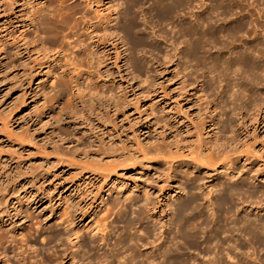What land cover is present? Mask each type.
I'll return each mask as SVG.
<instances>
[{
	"label": "rangeland",
	"instance_id": "obj_1",
	"mask_svg": "<svg viewBox=\"0 0 264 264\" xmlns=\"http://www.w3.org/2000/svg\"><path fill=\"white\" fill-rule=\"evenodd\" d=\"M84 1L0 0V264H127L136 247L143 264H264V226L241 224L264 221V82L204 59L264 42V0L143 3L128 37L125 0ZM102 16L116 51L87 38ZM200 17L258 31L195 52L179 27Z\"/></svg>",
	"mask_w": 264,
	"mask_h": 264
},
{
	"label": "bare ground",
	"instance_id": "obj_2",
	"mask_svg": "<svg viewBox=\"0 0 264 264\" xmlns=\"http://www.w3.org/2000/svg\"><path fill=\"white\" fill-rule=\"evenodd\" d=\"M126 2H125V4H126V10H127V14L123 17V22H122V24H121V32H123V33H125V35L127 36V35H129V34H131V31H132V26H133V23H132V16H130L129 15V13H128V11H130V9L132 10V8H135V7H137V6H139V5H142L143 3H151V7H155V8H158V9H160V8H162V0H125ZM166 1H168L169 2V5H167L166 7H165V11L166 12H171V11H176L177 9L179 10V8L180 9H185V8H187V6H186V4L182 1V0H166ZM242 1V0H241ZM252 1H254V0H252ZM257 1H259V0H257ZM260 1H262V0H260ZM85 2V1H84ZM215 5L213 6V8H212V10H213V12H211V13H214L215 11H217V10H219V9H223L222 10V13L221 14H224V13H226L227 14V11H226V9H227V7L228 6H223L222 5V3H223V0H215ZM252 3V2H251ZM259 3V2H258ZM85 4H86V8H88L90 11H93L92 9V4H93V6H94V4L97 6V7H100V6H103V2L101 1V0H86V2H85ZM189 4V3H188ZM259 4H263V3H259ZM257 5V4H256ZM120 6V5H119ZM118 6V7H119ZM259 6V5H258ZM72 7V6H71ZM74 7H75V5H74ZM256 7V6H255ZM261 7H263V6H261ZM70 8V7H69ZM94 8H95V6H94ZM264 8V7H263ZM74 9V8H73ZM88 9H86V10H88ZM115 9V8H114ZM113 9V10H114ZM258 9H261L260 7H258ZM257 9V10H258ZM70 10H72V9H70ZM96 10V9H95ZM98 10V9H97ZM162 10V9H161ZM229 10H231L232 11V9H229ZM255 10V9H254ZM263 10V9H262ZM73 11V10H72ZM163 11V10H162ZM261 11V10H260ZM259 11V12H260ZM96 12V11H95ZM116 12V11H115ZM229 12V11H228ZM97 13H100V11L98 10L97 11ZM114 13V12H113ZM172 13V12H171ZM218 13V12H217ZM216 13V14H217ZM257 14H258V12H256ZM101 14V13H100ZM207 14H210V12H208ZM215 14V13H214ZM213 14V15H214ZM230 14V13H229ZM260 14V13H259ZM259 16V15H258ZM199 19H201V21L203 22L204 20L203 19H205V17H200ZM208 19V18H207ZM206 20V19H205ZM111 19H109V20H106V18L105 17H100L97 21H96V23H92V21L91 20H86L85 21V25L87 26V28H86V31H89V34H87V38L89 39V40H94L93 41V43L95 44V46L94 47H96V49H98V48H100V47H102L103 48V51L105 50V48L107 49V46H111V47H113L114 48V50L116 51L117 50V45H116V43H115V39L114 38H116L117 36H116V34L115 33H112V32H109V34L108 33H106L107 31H108V29H109V27H110V29H112L111 28V26H110V23H111ZM207 21V20H206ZM205 21V23L204 24H202L201 23V25H199V26H191V28H189V29H185V27L183 28V29H181L180 30V28H181V26L179 27V31H180V34H181V36L183 37V39H186V37L187 38H189V39H186V40H189V41H194L195 42V44H192V48H193V50L194 49H196V48H198V49H203V51H205L204 49H205V47L206 46H208L209 44H212V47L213 46H215L216 45V43H217V38L219 37V36H222V38H226V40L225 41H222V43L224 42V44H222L221 42H220V44H222L221 45V47H222V49H223V47H227V46H224V45H227L228 44V42L231 44V43H233V41H235L234 39L237 37V36H250V34H254L253 36H255V32H257L258 31V28H256V26L254 27V25H253V27L255 28H253V31H251V33H249V32H247V31H245L244 29L245 28H243V27H240V26H238V27H235V28H233V29H230L229 27H227V26H220L219 28H215L212 24H211V20H210V18L208 19V21L206 22ZM250 24V23H249ZM248 24V25H249ZM246 30H248V29H246ZM250 30V29H249ZM252 30V29H251ZM101 32H102V34H101ZM178 33V32H177ZM115 34V35H114ZM179 34V33H178ZM91 35H93L92 37H91ZM114 35V36H113ZM118 35V34H117ZM132 35V34H131ZM77 37H80L79 35L77 36ZM128 37V36H127ZM181 37V38H182ZM80 38H78V40H79ZM129 39V38H128ZM252 39H255V38H252ZM76 41V42H74L75 44H74V46L72 47V48H78V50L76 51V52H72V54H74V53H76V55L75 56H77V54L78 53H80L84 48H81V43L79 42V41ZM255 40H257V39H255ZM188 41V42H189ZM227 41V42H226ZM225 42H226V44H225ZM128 43V42H127ZM246 45V44H245ZM244 45V46H245ZM217 46V45H216ZM83 47V46H82ZM110 50V49H109ZM84 51V50H83ZM82 51V52H83ZM108 51V50H107ZM195 51V50H194ZM196 52V51H195ZM205 52H207V51H205ZM189 53V52H188ZM190 54V53H189ZM116 55H117V53H116ZM192 56H193V54H191ZM120 56V55H119ZM195 56V55H194ZM80 57V56H79ZM74 59V58H73ZM204 59H205V61L206 60H208L209 62H210V65L212 64V67L213 66H220V67H222L223 68V70H224V74L225 75H229V74H233L235 77L236 76H239V79H245L244 80V84H245V82L249 85V86H251L252 85V83H253V80H255V82L253 83V84H257V81L258 82H264V66L263 67H261V64L263 63L264 64V42H261V41H254V42H251V44H249V45H247V47H244V49H242V50H240V51H238L236 54H235V56L234 57H229V58H227V59H225V58H223V57H219V56H217V57H210V56H208V57H204ZM75 63V62H74ZM212 69H210V71H211ZM209 74H210V72H208ZM242 76H244V77H242ZM251 77L252 79H248V77ZM261 83H259V84H261ZM242 86H243V83H242ZM242 86H241V88H242ZM73 88H77V84H74V86H73ZM240 88V89H241ZM156 151V150H155ZM193 153V152H192ZM201 153V152H200ZM199 152H197V157H200V155L202 154H200ZM195 154V153H194ZM204 154V153H203ZM203 157H204V155H203ZM180 167V166H179ZM227 171H229V170H227ZM226 175H229V174H227V172L225 173ZM228 177H230V176H228ZM238 179H241V177L240 178H238ZM232 191H235V190H232ZM246 192V191H245ZM232 193V192H231ZM234 197V196H233ZM224 199V198H223ZM239 203H241V202H239ZM187 204V203H186ZM189 204V203H188ZM243 204V203H242ZM190 205V204H189ZM224 205H225V203H224ZM241 205V204H240ZM181 209H182V211H184V210H186V209H188L189 207L187 206V205H183L182 207H180ZM180 208H179V210H178V212L177 213H179V215H180V212H181V214L183 213L182 211H180ZM176 210V209H175ZM174 210V211H175ZM187 211V210H186ZM242 223L241 224H247V225H250V226H255L256 227V229L259 227H261L262 229H263V227L262 226H264V221L261 219H259V220H257V219H254V220H250L248 217H246V216H244V218L242 219ZM190 225H192L191 224V222L189 223ZM240 224V223H239ZM240 224V225H241ZM187 225V224H186ZM195 225V224H194ZM236 225V224H235ZM191 227V226H190ZM196 227V226H195ZM179 228H181V227H179ZM197 228V227H196ZM233 228H234V226H233ZM243 228H244V226H243ZM245 228H246V226H245ZM260 228V229H261ZM242 229V228H241ZM240 229V230H241ZM192 230V229H191ZM215 230V229H214ZM222 230H223V228H222ZM221 230V231H222ZM225 230V229H224ZM246 230V229H245ZM254 230V229H253ZM257 230H259V229H257ZM102 231V230H101ZM101 231H100V233H101ZM181 231V230H180ZM194 231V230H193ZM244 231V229L242 230V232ZM247 231V230H246ZM250 231V230H249ZM264 231V230H263ZM99 233V234H100ZM102 233H104V232H102ZM102 233H101V235H102ZM189 233V232H188ZM227 233V232H226ZM99 234H97V235H99ZM153 234H154V232H153ZM157 234V233H156ZM160 234V233H159ZM179 234V233H178ZM214 234H215V232H214ZM220 234H221V232H220ZM236 234V233H235ZM95 236H96V234H94ZM93 234H92V236H94ZM67 236H69V235H67ZM94 236V237H95ZM105 236V235H104ZM194 236V235H193ZM192 236V237H193ZM94 237H92V239L94 238ZM97 237V236H96ZM98 237H100V236H98ZM151 237V236H150ZM161 237H162V235H161ZM209 237V236H208ZM58 238V237H57ZM68 239H69V237H67ZM72 238V237H71ZM122 238V237H121ZM130 238V237H129ZM143 238V237H142ZM105 239V237H101V241L102 240H104ZM160 239V238H159ZM209 239V238H208ZM218 239V238H217ZM234 239H235V237H234ZM106 240H107V238H106ZM129 240V239H128ZM134 240H135V238H134ZM133 240V241H134ZM141 240L142 239H138L137 238V240H135V241H138V243H140L141 242ZM148 240V239H147ZM154 240V239H153ZM161 240V239H160ZM205 240V239H204ZM67 241H69V240H67ZM122 241V240H121ZM131 241V240H130ZM140 241V242H139ZM206 241V240H205ZM222 241V240H221ZM72 241H70V243H71ZM106 242V244L108 243L107 241H105ZM157 242V241H156ZM158 242H160V241H158ZM209 242V241H208ZM216 242H217V240H216ZM135 244L137 243V242H134ZM148 243V242H147ZM105 244V243H104ZM142 244V243H141ZM140 244V245H141ZM151 244V243H150ZM154 244V243H153ZM152 244V245H153ZM217 245V244H216ZM220 245V244H219ZM82 245H79V246H77V247H81ZM132 246H136V245H132ZM138 246V245H137ZM151 246V245H150ZM74 247V246H73ZM104 247V246H103ZM153 247V246H152ZM155 247H156V245H155ZM158 247V246H157ZM156 247V248H157ZM75 248V247H74ZM133 248V247H132ZM137 248V247H136ZM136 248H135V250H131V247H130V250H131V252H130V254H129V256H127V258H126V263L127 264H143L144 262H146V260H148L147 258H148V256H149V254H148V256L146 257V256H144V255H146V254H143V257H144V259H141V260H139V258L142 256V255H138V253H137V250H136ZM80 249V248H79ZM134 249V248H133ZM162 249V248H161ZM129 250V249H128ZM129 250V251H130ZM161 252H163V251H161ZM175 252V251H174ZM229 252V251H228ZM160 253V252H159ZM166 253V255H168L167 254V252H165ZM128 255V254H127ZM151 255V254H150ZM154 256V255H153ZM164 257H166L165 255H163ZM169 256V255H168ZM142 257V258H143ZM153 258V257H152ZM156 258V257H155ZM120 260H122V259H120ZM158 260H159V258H158ZM149 261V260H148ZM148 261H147V263H148ZM150 261H152L151 259H150ZM149 261V262H150ZM176 260L174 259V262H175ZM107 262V261H106ZM109 262H110V260H109ZM153 262H155V261H153ZM162 262V261H161ZM108 263V262H107ZM146 263V264H147ZM176 263V262H175ZM104 264V263H103ZM111 264V263H110ZM121 264V263H120ZM125 264V263H124ZM149 264V263H148ZM157 264H160V263H157ZM212 264V263H211ZM214 264V263H213Z\"/></svg>",
	"mask_w": 264,
	"mask_h": 264
}]
</instances>
